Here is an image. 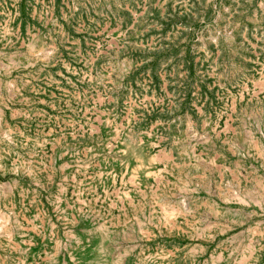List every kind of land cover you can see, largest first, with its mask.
Masks as SVG:
<instances>
[{
	"label": "rangeland",
	"instance_id": "374dc122",
	"mask_svg": "<svg viewBox=\"0 0 264 264\" xmlns=\"http://www.w3.org/2000/svg\"><path fill=\"white\" fill-rule=\"evenodd\" d=\"M0 264H264V0H0Z\"/></svg>",
	"mask_w": 264,
	"mask_h": 264
}]
</instances>
